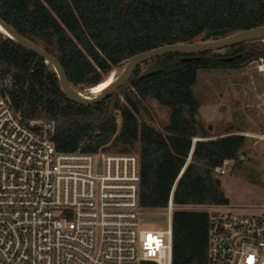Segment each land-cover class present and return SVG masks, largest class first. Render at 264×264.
<instances>
[{
  "label": "trees",
  "instance_id": "16d2710c",
  "mask_svg": "<svg viewBox=\"0 0 264 264\" xmlns=\"http://www.w3.org/2000/svg\"><path fill=\"white\" fill-rule=\"evenodd\" d=\"M0 18L58 59L72 87L83 92L136 53L264 25V0H0ZM189 56L167 53L143 61L117 91L85 106L64 94L42 58L0 32V85L11 78L8 95L25 118L54 121L56 150L137 154L142 207H165L174 185L172 264H207L208 213L182 207L228 204L214 169L225 160L240 167L246 138L232 133L231 123L215 135L204 127L194 90L198 71L259 60L264 41L184 60ZM152 69L158 71L141 76ZM148 99L168 111L162 129L147 120Z\"/></svg>",
  "mask_w": 264,
  "mask_h": 264
},
{
  "label": "built area",
  "instance_id": "2783aa9c",
  "mask_svg": "<svg viewBox=\"0 0 264 264\" xmlns=\"http://www.w3.org/2000/svg\"><path fill=\"white\" fill-rule=\"evenodd\" d=\"M10 85H0V264H172L174 185L160 228L139 203L137 154L56 150L54 121L25 118ZM208 207H182L208 213L207 264H264V211Z\"/></svg>",
  "mask_w": 264,
  "mask_h": 264
},
{
  "label": "rangeland",
  "instance_id": "374dc122",
  "mask_svg": "<svg viewBox=\"0 0 264 264\" xmlns=\"http://www.w3.org/2000/svg\"><path fill=\"white\" fill-rule=\"evenodd\" d=\"M257 40L264 41V38ZM259 66L260 59L237 68L198 71L194 90L200 99L199 118L204 127L215 135L231 123L234 126L232 133L246 138L241 166L230 161L224 167V173L214 171L215 176L221 179L229 201L227 205L219 206L222 209L247 213L264 211V140L259 139L264 135V73ZM121 68L111 73L116 76ZM90 89L81 93L91 96ZM147 106L150 114L147 120L157 129H162L168 122L167 109L151 99H148ZM248 168L253 169L258 181ZM144 215L158 220L160 228L165 227L166 213L162 209H147Z\"/></svg>",
  "mask_w": 264,
  "mask_h": 264
},
{
  "label": "water",
  "instance_id": "95a60500",
  "mask_svg": "<svg viewBox=\"0 0 264 264\" xmlns=\"http://www.w3.org/2000/svg\"><path fill=\"white\" fill-rule=\"evenodd\" d=\"M0 27L2 29L3 34L7 35L9 38L14 40L21 47L33 52L34 54L42 58L45 61V63L52 70L55 71L59 80V84L64 94L74 103L85 106H89L101 102L106 96H108L112 92L117 91L125 82L129 80L135 68L143 61L167 53H181L185 55H191L189 57L184 58V60H191V59L199 58L198 56H195V54L218 50L223 47L236 44L242 41H249L258 37H264V25H261L249 29H244L232 35L212 41L175 43V44L159 46L156 48L149 49L147 51L136 53L132 55L122 65L120 72L114 77V80L104 90H102L97 95L87 98L81 92L75 90L72 87L71 83L66 79L63 67L58 59H56L53 55L49 54L47 51H45L43 48H41L34 42L30 41L29 39L17 33L13 27H11L1 18H0ZM226 59L229 60L230 58H226ZM260 61L262 66V73H264V56L260 58ZM157 71L158 69H152L144 72L141 76L152 75ZM241 158H243V156H241Z\"/></svg>",
  "mask_w": 264,
  "mask_h": 264
},
{
  "label": "bare ground",
  "instance_id": "6f19581e",
  "mask_svg": "<svg viewBox=\"0 0 264 264\" xmlns=\"http://www.w3.org/2000/svg\"><path fill=\"white\" fill-rule=\"evenodd\" d=\"M0 32H2V29L0 27ZM259 69L262 70V66H259ZM115 75L113 73L109 74L103 81L96 84L95 86L91 87L90 92L91 96L97 95L102 90H104L113 80ZM87 98H90L91 96L85 95Z\"/></svg>",
  "mask_w": 264,
  "mask_h": 264
}]
</instances>
